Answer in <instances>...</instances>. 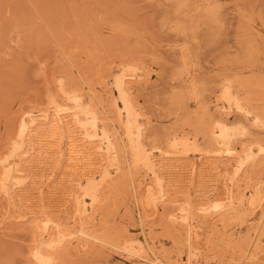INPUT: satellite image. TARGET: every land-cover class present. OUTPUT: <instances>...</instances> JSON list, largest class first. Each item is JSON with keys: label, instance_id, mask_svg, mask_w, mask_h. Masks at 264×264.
I'll list each match as a JSON object with an SVG mask.
<instances>
[{"label": "rangeland", "instance_id": "374dc122", "mask_svg": "<svg viewBox=\"0 0 264 264\" xmlns=\"http://www.w3.org/2000/svg\"><path fill=\"white\" fill-rule=\"evenodd\" d=\"M76 96L98 118L95 130L83 117L92 167L73 172L55 153L25 164L34 133L22 123L58 104L75 131ZM131 120L164 168L168 193L158 198L156 185L150 204L156 181L135 155ZM41 128L35 143L51 135ZM103 131L115 157L100 152ZM262 147L264 0H0V264H44L41 254L52 264H264ZM12 163L26 176L6 180ZM45 218L59 228L45 230Z\"/></svg>", "mask_w": 264, "mask_h": 264}, {"label": "bare ground", "instance_id": "6f19581e", "mask_svg": "<svg viewBox=\"0 0 264 264\" xmlns=\"http://www.w3.org/2000/svg\"><path fill=\"white\" fill-rule=\"evenodd\" d=\"M126 78H127V76L124 75L120 79V83H121L120 84L121 85L120 90H121V92H124V90H125L123 84H125V79ZM71 99L74 100V102L77 104V109H78L77 112H74L73 115L71 114V116H72L71 120L73 118L74 119V123L78 124L77 126L79 127V129H77L75 131L72 130L71 127L69 126V122L67 121L69 119L66 120V118H65L66 116L64 114H66L68 111L67 112L64 111L62 106L58 105V104H53L50 107L49 111H47L45 114L43 113L44 115H42L41 117L40 116L39 117H36V116L33 117L32 116L30 118L31 119L30 121H28V122L24 121L22 123L21 130H22V134L23 135L25 133L29 132V131L34 133V134H29L30 135L29 136V140H28L29 144H27L28 146L26 147V151H24L25 157L27 159L25 161V164L28 163V162L30 163L31 162L29 160V159H31L30 157H33L37 153L38 154L40 153L41 155H44V156L48 155L50 153H55V154H60L61 155L60 157H62L63 155H64L63 157H65V155H69V158L66 160L68 162L67 166H69L70 169L73 170V172L75 170L76 171L77 170H81V169L85 170V168H82L84 165L85 166L89 165V166L92 167V164L94 163L95 157H93V155H92V152H93L92 151L93 147H91L92 144L91 143L88 144V143H89V141H92L91 137H93V136L90 135V133H88V129H87V126H86L87 124L83 120V117H85V118L86 117H90V119H91V128L93 127V128H95V130H96V127H97L98 118H97V115L91 109L89 110L88 108H84V106H83V104H82V102L80 100V96H76V97L71 98ZM128 116L129 117L132 116V111L130 109L128 110ZM42 125L48 126L47 133H49L51 135L43 136L45 138H39V137L36 136L38 138V140L36 141L37 143H35V142H33L34 139L32 140V138H33L32 136L37 135V134L40 135V133L45 132V130L41 128ZM133 128L136 129V131L134 133L132 131ZM227 129H228V126H226L224 124H220L219 145H221L223 148L226 147L227 150L229 152H231L233 150L229 147L230 146V135L228 134ZM77 131H78V133L85 132V134H82V136H83V138H88V139H86L84 141L83 144H77L75 142L76 140L72 139V138L75 137V134H77ZM127 131L129 132L128 133L129 137H131L133 134L136 135L138 146L136 148V154L135 155H137V158H139V159L142 158L143 160L146 161V166L151 170V172H152V174H153V176L155 178V181H156L154 186H152V185L148 186L149 187L148 188V204L151 203V199L155 198L154 196L156 195V192H155V186L156 185L158 186V188H160V194L158 195L159 196L158 198L161 199L163 197H166V193H168V192L165 190V186L166 185L164 186L163 177H161V175L164 172L163 171L164 168H162L163 166L161 165V163H160V165L157 162L155 163V160H153V158H150V156L148 154H146V150L141 145L140 128L138 126L137 127L134 126L132 120L127 124ZM86 132H87V134H86ZM101 136H102L101 140L104 143L107 144V147L105 146L106 148H104V147L101 146L99 148L100 152L105 150L104 152L106 153L107 157L113 156L112 155V153H113L112 152V147H114L113 146L114 144H113V139H112L111 135H109L108 132L103 131ZM82 141H83V139H82ZM66 145L68 146L67 149L65 148ZM73 146H75V148ZM171 146H173L175 148L178 147L179 146V141L177 139L172 140L171 141ZM260 150L263 151L264 147L260 148ZM168 153L169 152H162L161 151V154H166V155L170 156V154H168ZM102 156H103V154H102ZM113 157H115V155ZM253 157H254V153L250 152L247 155V161L253 159ZM139 159H137V160H139ZM80 167H81V169H79ZM192 167H194V166H192ZM109 175H110L109 170L104 167V170L101 173L100 182H90L88 184V192L91 195V200L92 201H97V199H98V194H97L98 189H99L100 186H102L104 180H106V178L110 177ZM17 176H26V170L24 169V167L18 168L17 164L12 163L8 167L6 180H8V181L15 180L17 178ZM18 178L20 179V181L22 180L20 177H18ZM20 181L16 182V183H20ZM158 193H159V191H158ZM254 197L257 200L256 201L255 200L252 201L251 202V206H253L255 208L256 207L255 205L262 200V197H260L258 192L255 193ZM231 199H232L231 200L232 202L235 201V199L233 197V194L231 196ZM169 200H171V199H169ZM235 203H236V201H235ZM231 205H232V203H231ZM182 208L183 207H181V209ZM210 208H211V210H212V208L221 210L223 207H220V206L212 207V206H210L208 208L205 207L204 210L205 211H209ZM185 210L188 211L187 209H185ZM183 219H185L188 222V224H191L192 221L194 220V217H192V215H190V214H187L185 216V218H183ZM54 223H56V221L54 222L52 219H49V218H45L44 220H42V225H43V228L45 230H50V229H54V228L58 229L59 225L54 224ZM191 230L192 229H189V234L192 236V231ZM60 231H61V229H60ZM62 234H63V232H62ZM81 234L83 236H85V237H90V235L85 233V232H82ZM50 246L52 247V244H50ZM40 257H41V261L44 264H52L53 259L49 255L41 254ZM160 264H163V263L160 262Z\"/></svg>", "mask_w": 264, "mask_h": 264}]
</instances>
